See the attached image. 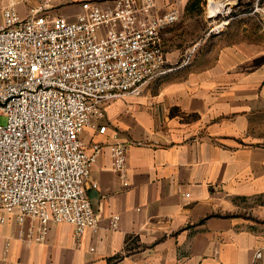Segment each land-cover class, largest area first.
<instances>
[{
    "label": "crops",
    "instance_id": "0c3cea01",
    "mask_svg": "<svg viewBox=\"0 0 264 264\" xmlns=\"http://www.w3.org/2000/svg\"><path fill=\"white\" fill-rule=\"evenodd\" d=\"M31 1L18 3L21 16ZM74 1L47 13L73 21L87 0ZM206 1L155 0V14L180 11L161 31L166 67H180L108 102L81 133L89 155L101 146L86 183L98 229L78 243L73 224L52 223L28 244L7 214L0 264H264V40L232 24L201 34ZM116 142L127 145L125 177L113 169Z\"/></svg>",
    "mask_w": 264,
    "mask_h": 264
},
{
    "label": "built area",
    "instance_id": "2783aa9c",
    "mask_svg": "<svg viewBox=\"0 0 264 264\" xmlns=\"http://www.w3.org/2000/svg\"><path fill=\"white\" fill-rule=\"evenodd\" d=\"M19 2L9 0L0 11V115L7 118L0 124V222L13 214L17 239L28 244L44 241L52 223L67 222L80 243L85 232L98 229L86 183L101 151L95 144L89 155L81 133L108 102L139 95L180 67H166L161 35L180 11L155 14V0H113L110 6L87 0L70 21L49 16L53 0H40L24 17ZM225 7L209 15L217 20L208 34H221L230 23ZM110 149L113 169L125 177L127 145ZM111 225L117 228L118 216Z\"/></svg>",
    "mask_w": 264,
    "mask_h": 264
},
{
    "label": "rangeland",
    "instance_id": "374dc122",
    "mask_svg": "<svg viewBox=\"0 0 264 264\" xmlns=\"http://www.w3.org/2000/svg\"><path fill=\"white\" fill-rule=\"evenodd\" d=\"M26 4L32 2L31 0H20ZM104 4H110L112 0H98ZM219 2L222 4H228L231 8V13L229 17H231L230 25L237 32V35L240 36H248V37H257L258 39L261 37L264 40V0H207L204 2V13L203 15L206 17V21L201 20V34L205 33L209 30L210 26L216 22L217 19L209 18L211 3ZM9 2V0H8ZM7 2V3H8ZM75 3L74 0H61L54 1L51 3V6H54L51 9L52 14H59V10H57L60 6L71 5ZM36 7L40 4V0H35L33 3ZM7 5V4H6ZM57 5V6H56ZM56 6V7H55ZM57 10V11H56ZM30 12V8L28 9V13ZM27 13V14H28ZM26 14V15H27ZM1 15V14H0ZM7 118L5 115H0V124H6Z\"/></svg>",
    "mask_w": 264,
    "mask_h": 264
},
{
    "label": "bare ground",
    "instance_id": "6f19581e",
    "mask_svg": "<svg viewBox=\"0 0 264 264\" xmlns=\"http://www.w3.org/2000/svg\"><path fill=\"white\" fill-rule=\"evenodd\" d=\"M223 7H225V4L213 1L211 3V6L209 7L210 13L212 15H214V14L218 13L220 10H223Z\"/></svg>",
    "mask_w": 264,
    "mask_h": 264
}]
</instances>
